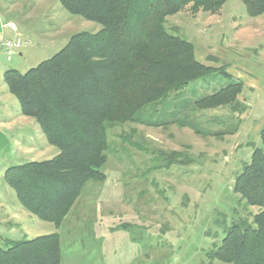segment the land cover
Returning <instances> with one entry per match:
<instances>
[{
    "label": "rangeland",
    "instance_id": "374dc122",
    "mask_svg": "<svg viewBox=\"0 0 264 264\" xmlns=\"http://www.w3.org/2000/svg\"><path fill=\"white\" fill-rule=\"evenodd\" d=\"M20 1L24 15L11 19L29 44L12 60L0 53V246H7L8 239L58 232L63 264H218L208 254L220 245L226 229L239 216L259 211L239 204L233 183L254 148L262 145L264 14L252 17L241 0H226L215 13H193L187 5L167 17V29L194 43L198 59L215 71L146 106L137 121L111 128L106 179L87 183L57 229L20 205L5 182L9 167L52 159L59 149L38 123L31 142L36 144H20L27 129L17 120L22 116L20 102L3 74L8 69L27 72L53 57L73 35L98 32L102 25L71 14L59 0ZM7 4L0 0L1 9ZM13 36L7 32V38ZM235 82L243 84L239 105L248 102L250 107L195 106ZM183 120L196 124L200 133L178 124ZM173 151L193 162L169 166L164 154ZM14 206L23 212L19 224L7 223Z\"/></svg>",
    "mask_w": 264,
    "mask_h": 264
},
{
    "label": "trees",
    "instance_id": "16d2710c",
    "mask_svg": "<svg viewBox=\"0 0 264 264\" xmlns=\"http://www.w3.org/2000/svg\"><path fill=\"white\" fill-rule=\"evenodd\" d=\"M71 14L102 25L100 31L79 32L53 57L27 72L8 69L4 80L18 98L22 114L34 118L59 154L44 161L9 167L5 182L27 211L59 229L72 213L90 181L106 179L109 130L137 121L146 106L187 88L215 68L198 59L191 41L170 32L167 17L190 5L217 12L226 0H59ZM250 16L264 14V0H241ZM241 82L231 83L195 102L198 109L234 105ZM139 122H143L139 120ZM160 124V120L154 123ZM200 133L190 120L178 121ZM262 145L237 175L239 204L257 206L251 217L239 216L208 255L218 264H264V126ZM165 160L189 164L179 151ZM58 232L34 239L7 240L0 246V264H63ZM215 264V263H212Z\"/></svg>",
    "mask_w": 264,
    "mask_h": 264
},
{
    "label": "crops",
    "instance_id": "0c3cea01",
    "mask_svg": "<svg viewBox=\"0 0 264 264\" xmlns=\"http://www.w3.org/2000/svg\"><path fill=\"white\" fill-rule=\"evenodd\" d=\"M8 4H7V9H1L0 7V46H1V42L3 40L4 37H7V32L10 31L7 28H4V24L6 22H8L9 20H12L11 18L13 17V19L15 17H22L24 15V5L20 0H7ZM23 6V7H22ZM14 21V20H12ZM0 53H1V47H0ZM22 54V52L20 53ZM4 77V74H3ZM8 86V85H7ZM9 89V87H8ZM245 105H247L248 107L251 106V104H249L248 102L245 103ZM11 116L7 115V121H11ZM19 121V123L23 122L24 123V128L26 131V135L24 136V138H22V141H19L20 144H28L30 145V148L32 147V145H35L36 143H31L33 139H35L36 136V132H37V121L29 116H26L24 114H22V116H20V118L17 119ZM27 139H29V141H27ZM33 149V148H32ZM15 209L9 210L8 214H7V223L11 224L12 222L16 224H19V220H20V216L23 213L22 210L19 209V207L17 208L16 206H14ZM15 221V222H14ZM9 240V239H8ZM14 240V239H11Z\"/></svg>",
    "mask_w": 264,
    "mask_h": 264
},
{
    "label": "built area",
    "instance_id": "2783aa9c",
    "mask_svg": "<svg viewBox=\"0 0 264 264\" xmlns=\"http://www.w3.org/2000/svg\"><path fill=\"white\" fill-rule=\"evenodd\" d=\"M4 27L9 29L14 36L11 38L4 37L0 47L1 51L6 55L7 60H12L15 54L22 52V49L29 44V41L25 40L19 33L20 31L16 22L11 20Z\"/></svg>",
    "mask_w": 264,
    "mask_h": 264
}]
</instances>
